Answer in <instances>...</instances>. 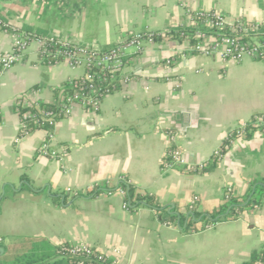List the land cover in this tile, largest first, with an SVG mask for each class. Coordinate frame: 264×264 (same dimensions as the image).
Instances as JSON below:
<instances>
[{
  "label": "crops",
  "instance_id": "1",
  "mask_svg": "<svg viewBox=\"0 0 264 264\" xmlns=\"http://www.w3.org/2000/svg\"><path fill=\"white\" fill-rule=\"evenodd\" d=\"M200 12L262 22L264 0H0V16L18 29L95 48L127 34L190 28ZM13 44V33L0 27V53ZM37 49L31 43L27 60L0 76V258L39 244L36 256L48 252L49 261H60L55 249L43 247L84 242L107 253L119 248L122 264H248L264 244V202L205 229L201 221L228 201L226 190L242 196L264 177V134L237 139L212 171L163 170L162 160L171 130L186 158L200 163L231 129L264 114V61L191 53L173 37L139 53L132 49L125 81L99 110L77 108L58 120L51 146L68 148L63 168L37 154L46 129L15 143L21 123L15 103L32 87H40L39 100L51 102L55 89L84 68L40 63ZM123 181L200 229H188L179 217L165 223L144 202L129 201L125 209ZM91 185L100 192H87ZM67 188L79 194L70 196ZM194 198L200 218L189 209Z\"/></svg>",
  "mask_w": 264,
  "mask_h": 264
},
{
  "label": "built area",
  "instance_id": "2",
  "mask_svg": "<svg viewBox=\"0 0 264 264\" xmlns=\"http://www.w3.org/2000/svg\"><path fill=\"white\" fill-rule=\"evenodd\" d=\"M0 27L14 35L12 50L0 53V76L14 65L27 60V51L33 42L38 45L36 50L38 62L43 63L44 59L49 58L55 62L66 61L73 68H84V73L80 77L68 80L70 84L68 92L62 91L58 97L48 102L56 105L55 108H43L45 102L38 99L41 94L40 87L28 89L15 103L16 111L21 118L15 143H20L34 132L28 124L29 119H34L38 125L46 123L51 129L46 128L47 138L40 144L37 154L60 161L63 168L69 153L68 148L61 146L54 149L51 146L55 137L57 118L69 117L77 108L99 110L104 97L118 90L125 81L123 70L131 64L132 49L137 53L142 52L148 44L157 42L154 35L161 37V41L172 38V35L165 31L132 33L124 36L110 50L102 52L101 48L90 46L74 44L75 46L71 47L72 43L65 41H60L59 46L52 48L50 43L54 42V38L38 35L35 31L20 30L1 16ZM191 28L195 30L193 36L184 33L179 36V40L188 44L191 53L219 55L224 61L241 62L245 58L264 61V21L231 20L220 12H200L195 14ZM258 32L260 34H256ZM168 63L170 64L171 60H168ZM24 108L31 110L22 113ZM250 124L256 127V131L262 132L264 114H255L231 129L210 160L217 158L220 161L237 139L246 138L247 127ZM168 138L169 143L162 160L163 170H179L185 173L205 171L210 160L200 163L189 161L178 144L177 134L171 130L168 132ZM98 187L99 185H91L86 191L91 193ZM66 192L70 196L79 194L78 190L72 188H67ZM120 193L126 199V190L121 189ZM197 199L194 198L190 204L191 209L196 206ZM226 199H229L228 195ZM123 207L129 209V201L125 200ZM55 255L59 259H70L73 264H122L120 260L122 251L119 248H113L111 253H107L84 242L62 244L55 250ZM255 264H264V258H259Z\"/></svg>",
  "mask_w": 264,
  "mask_h": 264
},
{
  "label": "trees",
  "instance_id": "3",
  "mask_svg": "<svg viewBox=\"0 0 264 264\" xmlns=\"http://www.w3.org/2000/svg\"><path fill=\"white\" fill-rule=\"evenodd\" d=\"M27 31H32V30H27ZM194 29L189 28V27H178L176 29L172 30H166L165 32L169 33L172 35L173 38L179 39V36L181 33H184L185 35L193 36L194 34ZM225 33L226 30L224 31ZM38 35V32H36ZM260 34V32L256 33ZM44 36V35H42ZM155 40L156 41H161V37H158L156 35ZM193 41V38H192ZM52 48H56L59 46L60 41L58 39L54 38V42L50 43ZM71 47L75 46L74 44L70 45ZM114 45L111 46H103L101 48L102 52L110 50ZM44 63H52L55 62V60L52 59H44ZM70 90V84L69 81H66L62 84L61 88L55 89V96L58 97V95L63 91V92H68ZM43 108L46 109H53L55 108L56 105L50 104V103H45L42 105ZM31 110L30 108H24L22 109V113ZM262 114V113H261ZM62 118H57V120H60ZM28 124L34 129V131L39 130V129H51L46 123L42 125H38L35 123L34 119H29ZM248 130V135L246 138L251 137V135L256 132V127H254L252 124L248 125L247 127ZM264 134V129L261 132ZM219 163V160L217 158H213L210 160L208 165L205 167V171H212L214 170ZM99 188V187H98ZM95 190L92 193H99L100 190ZM119 189H125L127 192V197L126 199L128 201H131L132 205L139 206V202H144L147 206L151 207L154 209L157 214L161 217L162 221L165 223H176L178 220V217L180 219L181 224H183L185 221H187L186 215L181 214V215H175L172 213L167 212V210L163 209L162 206L156 201L155 197L149 194H141L136 192V187L131 184V183H126L125 181L121 182L119 185ZM225 195L229 196V199L226 203L222 204L219 208L214 209L210 212H208L205 216H203L202 221H201V228L205 229L208 226L215 225L219 221H222L224 219H229V218H235L238 219L246 210L254 208L256 206H261L264 202V177H259L253 181V184L251 187L248 189L246 194L244 195H234L230 190L225 191ZM57 202H59V199H55ZM191 210V208L189 207ZM194 210L196 218H200L203 213L195 210V207L192 208ZM229 210V213L226 217L224 218H219V216L225 214ZM187 226L188 229H194V230H199L200 228L197 227V224L193 220L187 221ZM69 244V243H65ZM39 244H34L32 249L27 248V249H9V252L4 255L3 257L0 258V264H73L70 259H62L60 261H49V258L51 257V254L48 252L42 253L39 256H36L34 252H36L40 246ZM43 246V245H42ZM51 249H57V246L55 247H43V251H50ZM30 251V252H29ZM259 258H264V244L262 246V249L256 253L251 261L248 264H255ZM45 262V263H44Z\"/></svg>",
  "mask_w": 264,
  "mask_h": 264
},
{
  "label": "water",
  "instance_id": "4",
  "mask_svg": "<svg viewBox=\"0 0 264 264\" xmlns=\"http://www.w3.org/2000/svg\"><path fill=\"white\" fill-rule=\"evenodd\" d=\"M62 197V201L64 202L65 201V196H61ZM169 206H167V207H165V208H168ZM171 207V206H170ZM178 216H179V214H177ZM228 215V213H225V214H223V215H221V216H219L218 217V219L219 218H224V217H226ZM192 216L194 217L195 216V214L194 213H192ZM201 220V219H200ZM178 223H180V222H178ZM4 250H3V248H1L0 247V252H3Z\"/></svg>",
  "mask_w": 264,
  "mask_h": 264
},
{
  "label": "rangeland",
  "instance_id": "5",
  "mask_svg": "<svg viewBox=\"0 0 264 264\" xmlns=\"http://www.w3.org/2000/svg\"><path fill=\"white\" fill-rule=\"evenodd\" d=\"M59 259V258H58Z\"/></svg>",
  "mask_w": 264,
  "mask_h": 264
}]
</instances>
